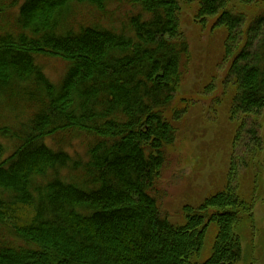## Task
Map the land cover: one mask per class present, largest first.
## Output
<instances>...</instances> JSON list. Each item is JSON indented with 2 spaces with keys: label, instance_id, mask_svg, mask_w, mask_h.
I'll return each mask as SVG.
<instances>
[{
  "label": "trees",
  "instance_id": "trees-1",
  "mask_svg": "<svg viewBox=\"0 0 264 264\" xmlns=\"http://www.w3.org/2000/svg\"><path fill=\"white\" fill-rule=\"evenodd\" d=\"M180 1L0 0V14L19 7L14 30L0 32V264L242 259L244 201L219 193L187 209L182 225L161 207L176 138L167 116L189 53L178 39ZM226 3L200 0L201 14L239 31L245 17ZM241 33L230 72L238 109L256 114L264 110V12ZM43 58L68 63L58 83ZM211 225L217 233L202 261Z\"/></svg>",
  "mask_w": 264,
  "mask_h": 264
},
{
  "label": "rangeland",
  "instance_id": "rangeland-1",
  "mask_svg": "<svg viewBox=\"0 0 264 264\" xmlns=\"http://www.w3.org/2000/svg\"><path fill=\"white\" fill-rule=\"evenodd\" d=\"M225 1V8L245 17L239 31L231 33L217 16L201 14L200 0L179 3L178 39L188 43L189 53L167 116L176 138L166 149L159 184L161 207L173 225H182L187 209L196 211L219 193L244 201L246 212L236 226L243 251L237 264H264V110L244 114L238 109L240 89L230 72L234 53L245 37L241 32L264 12V0ZM18 10L12 6L0 14V32L14 30ZM41 60L48 78L58 83L68 63L59 58ZM74 148L84 159L83 145L77 141ZM22 213L27 218L34 214L32 207ZM216 233L211 225L198 259L210 255Z\"/></svg>",
  "mask_w": 264,
  "mask_h": 264
}]
</instances>
